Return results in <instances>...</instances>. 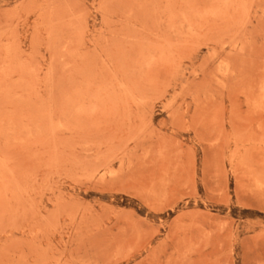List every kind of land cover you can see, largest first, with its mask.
Returning <instances> with one entry per match:
<instances>
[{
    "label": "rangeland",
    "instance_id": "374dc122",
    "mask_svg": "<svg viewBox=\"0 0 264 264\" xmlns=\"http://www.w3.org/2000/svg\"><path fill=\"white\" fill-rule=\"evenodd\" d=\"M0 264H264V0H0Z\"/></svg>",
    "mask_w": 264,
    "mask_h": 264
}]
</instances>
